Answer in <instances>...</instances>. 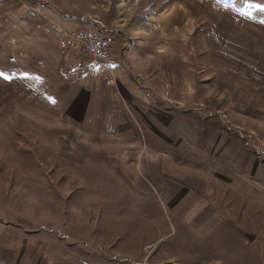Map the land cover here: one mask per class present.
Instances as JSON below:
<instances>
[{
  "label": "rangeland",
  "instance_id": "374dc122",
  "mask_svg": "<svg viewBox=\"0 0 264 264\" xmlns=\"http://www.w3.org/2000/svg\"><path fill=\"white\" fill-rule=\"evenodd\" d=\"M78 22L113 34L123 99L79 91ZM0 73V258L129 214L148 264H264V0H0ZM164 182L185 197L131 189Z\"/></svg>",
  "mask_w": 264,
  "mask_h": 264
},
{
  "label": "crops",
  "instance_id": "0c3cea01",
  "mask_svg": "<svg viewBox=\"0 0 264 264\" xmlns=\"http://www.w3.org/2000/svg\"><path fill=\"white\" fill-rule=\"evenodd\" d=\"M71 26L72 24H67V28H71ZM88 26H90V24H88ZM80 27L84 26L79 25V22L77 24L74 23L72 29H67L66 32L73 31ZM106 35L110 39L112 51L111 59L104 63L103 67L95 65L88 66L85 72H80L75 68H70V66L68 68V70L72 72L71 74L79 76V84H83L81 85L82 88H80L79 91L82 90L84 94L88 95L87 97L90 101L98 99L100 101V105L103 103L106 105V101L109 97H114L117 101L118 99H123L122 94H124V92L126 93V89L121 86L114 88V85H120V76H122L120 74V70L123 66L119 49L116 47V43L113 39V34ZM58 41L59 38L56 42L57 51L62 55L65 54L64 56L67 57L70 65L77 59V56L74 52L60 50ZM39 44L40 42L38 43L37 41H33L34 46L37 47ZM108 75H112L113 78H115L116 81L114 82V85L106 86L104 84L103 78ZM79 84L77 86H79ZM116 89L119 90L117 91ZM133 90L131 91L132 94ZM126 94L129 95V91ZM142 102L144 103V100H142ZM67 104L71 105L72 101L68 100ZM71 108L73 109V107ZM154 114L157 117V121H169L168 117H165L162 114ZM131 189L142 191L140 194L145 195L144 198L146 202H152L157 199L162 201L164 204H167L172 200L177 201L176 199L181 200L186 195L185 193L180 192L177 195L179 198H177L175 191H179L180 187L177 188L174 184L166 182L159 184L157 187H154L149 183H141L136 187H131ZM115 216H117V214H115ZM121 216L122 219L119 221L121 224L113 225L106 231L100 230L95 235H91L90 232L86 230L85 226L83 230L84 232L81 236L75 235L71 229L68 231H70L72 236L69 235L68 232H64V230L52 232L53 236L50 244L41 240L31 239L33 240L31 242H33L36 246L34 257L29 256L26 258L28 241L26 235L23 233V235H20L23 239L20 241V245L26 254L24 258H22V253H19L18 255L14 254L13 261L6 260V258L3 257L0 258V264H139L143 257V248L151 244L154 238L153 232L149 231V219L145 221V224L139 226V223H137L138 220L132 219L131 215L128 214L127 216ZM185 221H187L186 218ZM140 228H142L141 232ZM118 231L120 234H117ZM12 232L16 233L17 231ZM20 233L22 232L20 231ZM10 234V232L7 233L4 230H0V238ZM150 262H152L151 259Z\"/></svg>",
  "mask_w": 264,
  "mask_h": 264
},
{
  "label": "built area",
  "instance_id": "2783aa9c",
  "mask_svg": "<svg viewBox=\"0 0 264 264\" xmlns=\"http://www.w3.org/2000/svg\"><path fill=\"white\" fill-rule=\"evenodd\" d=\"M59 49L74 52L77 59L70 68L85 72L88 66H101L111 59V44L109 37L99 27H80L59 38ZM147 258L139 264H148Z\"/></svg>",
  "mask_w": 264,
  "mask_h": 264
},
{
  "label": "snow or ice",
  "instance_id": "6c2138e0",
  "mask_svg": "<svg viewBox=\"0 0 264 264\" xmlns=\"http://www.w3.org/2000/svg\"><path fill=\"white\" fill-rule=\"evenodd\" d=\"M0 75H3V73H0ZM7 79V77H5Z\"/></svg>",
  "mask_w": 264,
  "mask_h": 264
},
{
  "label": "trees",
  "instance_id": "16d2710c",
  "mask_svg": "<svg viewBox=\"0 0 264 264\" xmlns=\"http://www.w3.org/2000/svg\"><path fill=\"white\" fill-rule=\"evenodd\" d=\"M76 30V29H75ZM74 31V30H73Z\"/></svg>",
  "mask_w": 264,
  "mask_h": 264
}]
</instances>
